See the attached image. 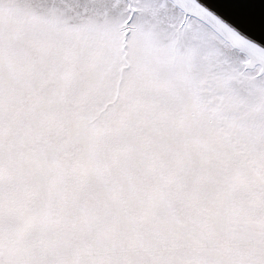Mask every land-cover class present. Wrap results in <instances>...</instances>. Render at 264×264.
<instances>
[{
	"label": "snow or ice",
	"instance_id": "6c2138e0",
	"mask_svg": "<svg viewBox=\"0 0 264 264\" xmlns=\"http://www.w3.org/2000/svg\"><path fill=\"white\" fill-rule=\"evenodd\" d=\"M0 264H264V0H0Z\"/></svg>",
	"mask_w": 264,
	"mask_h": 264
}]
</instances>
